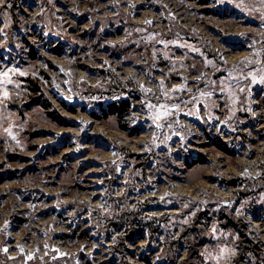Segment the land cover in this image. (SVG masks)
<instances>
[{"label":"rangeland","instance_id":"obj_1","mask_svg":"<svg viewBox=\"0 0 264 264\" xmlns=\"http://www.w3.org/2000/svg\"><path fill=\"white\" fill-rule=\"evenodd\" d=\"M0 264H264V0H0Z\"/></svg>","mask_w":264,"mask_h":264},{"label":"trees","instance_id":"obj_2","mask_svg":"<svg viewBox=\"0 0 264 264\" xmlns=\"http://www.w3.org/2000/svg\"><path fill=\"white\" fill-rule=\"evenodd\" d=\"M129 107H130L129 103L127 101H122L119 103L111 104L109 109H110L111 114H114L115 116H117L118 119H122L128 113ZM216 145L218 148L225 151L224 147H221L218 144Z\"/></svg>","mask_w":264,"mask_h":264},{"label":"snow or ice","instance_id":"obj_3","mask_svg":"<svg viewBox=\"0 0 264 264\" xmlns=\"http://www.w3.org/2000/svg\"><path fill=\"white\" fill-rule=\"evenodd\" d=\"M4 75H7V73H5ZM142 87H143V85H142ZM161 87H163L162 84H161ZM3 95H4L5 97H7L8 93L5 91V92L3 93ZM168 95H169V94H168L167 92L164 93V96H168ZM149 104H151V101H149ZM155 107H159V108L162 109V112H161L162 115H166V114H167L166 111H163V106H162V104H161L160 102H158L157 105H155ZM171 107L174 108V107H176V105H175V104H172ZM157 118H159V117H157ZM5 251H7V249H5Z\"/></svg>","mask_w":264,"mask_h":264}]
</instances>
